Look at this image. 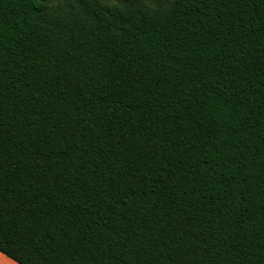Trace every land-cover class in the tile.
<instances>
[{
  "label": "trees",
  "instance_id": "obj_1",
  "mask_svg": "<svg viewBox=\"0 0 264 264\" xmlns=\"http://www.w3.org/2000/svg\"><path fill=\"white\" fill-rule=\"evenodd\" d=\"M0 253L264 264V0H0Z\"/></svg>",
  "mask_w": 264,
  "mask_h": 264
},
{
  "label": "crops",
  "instance_id": "obj_2",
  "mask_svg": "<svg viewBox=\"0 0 264 264\" xmlns=\"http://www.w3.org/2000/svg\"><path fill=\"white\" fill-rule=\"evenodd\" d=\"M0 264H18V263L8 258L4 254L0 253Z\"/></svg>",
  "mask_w": 264,
  "mask_h": 264
}]
</instances>
